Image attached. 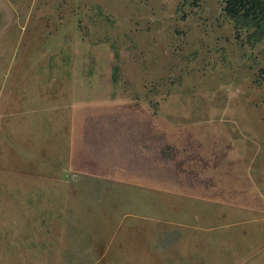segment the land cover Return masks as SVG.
Masks as SVG:
<instances>
[{"label": "rangeland", "instance_id": "rangeland-1", "mask_svg": "<svg viewBox=\"0 0 264 264\" xmlns=\"http://www.w3.org/2000/svg\"><path fill=\"white\" fill-rule=\"evenodd\" d=\"M0 264H264V28L0 0Z\"/></svg>", "mask_w": 264, "mask_h": 264}, {"label": "trees", "instance_id": "trees-1", "mask_svg": "<svg viewBox=\"0 0 264 264\" xmlns=\"http://www.w3.org/2000/svg\"><path fill=\"white\" fill-rule=\"evenodd\" d=\"M225 12L234 19L264 28V0H223Z\"/></svg>", "mask_w": 264, "mask_h": 264}]
</instances>
